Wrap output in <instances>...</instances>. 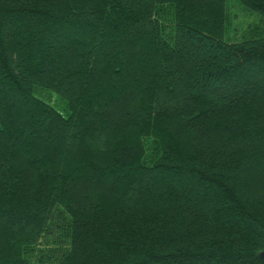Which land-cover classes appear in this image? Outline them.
Here are the masks:
<instances>
[{
  "label": "trees",
  "instance_id": "1",
  "mask_svg": "<svg viewBox=\"0 0 264 264\" xmlns=\"http://www.w3.org/2000/svg\"><path fill=\"white\" fill-rule=\"evenodd\" d=\"M227 16L0 0V264H264V35Z\"/></svg>",
  "mask_w": 264,
  "mask_h": 264
},
{
  "label": "rangeland",
  "instance_id": "2",
  "mask_svg": "<svg viewBox=\"0 0 264 264\" xmlns=\"http://www.w3.org/2000/svg\"><path fill=\"white\" fill-rule=\"evenodd\" d=\"M227 21L225 36L227 39L234 41L251 35L250 29H255L264 35V17L256 11L244 9L238 0H226ZM256 27V28H253ZM34 94L42 100L55 106L62 114L66 115L65 104L59 96L47 89L36 88Z\"/></svg>",
  "mask_w": 264,
  "mask_h": 264
},
{
  "label": "water",
  "instance_id": "3",
  "mask_svg": "<svg viewBox=\"0 0 264 264\" xmlns=\"http://www.w3.org/2000/svg\"><path fill=\"white\" fill-rule=\"evenodd\" d=\"M258 255H259L261 258L264 259V250H261V251L258 253Z\"/></svg>",
  "mask_w": 264,
  "mask_h": 264
}]
</instances>
